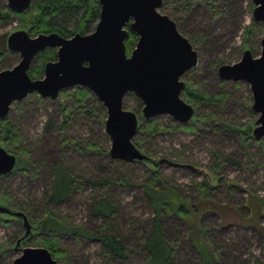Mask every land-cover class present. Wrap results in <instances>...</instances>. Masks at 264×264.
<instances>
[{"label":"rangeland","instance_id":"obj_1","mask_svg":"<svg viewBox=\"0 0 264 264\" xmlns=\"http://www.w3.org/2000/svg\"><path fill=\"white\" fill-rule=\"evenodd\" d=\"M169 1L185 2L186 0ZM215 2L219 9L224 11L225 17L217 24L208 44L198 54L195 68L191 69L192 72L187 78L181 79L189 86L209 94L228 91L226 103L221 107L207 104L194 108V114L212 117L207 122L208 126L203 123L208 118H204L201 122L198 121L192 132L169 128L146 138L144 143L147 149H142L151 157H164L171 162L161 166V173L168 178L170 183L179 186L182 194L187 196L196 194L194 184L206 177L207 169L215 163L214 154L224 153V155L238 160L241 164L239 167L230 164L223 167L222 176L227 178V182L222 180L214 191V195H216L215 199L219 201V204L226 206L225 208L228 210L237 209V213L241 217L238 220L244 222V218L249 216L247 206L255 207L261 200L264 201V143L263 145L257 144L253 139H250L246 146H242V137L235 127H244L251 123L255 126L254 122L258 116L250 108L251 92L245 82L243 85L233 84V81L221 84L222 80L217 75V68L221 64L237 61L243 46L249 48L253 56H257L260 52V38L264 35V27L254 30L252 35L246 39L244 30L252 23L253 5L251 0H215ZM229 5H231V10L227 12ZM192 6L189 8L185 20L187 25L193 26L197 21H208L207 6L204 5V2ZM5 8L8 9L6 0H0V12H4L2 10ZM171 10L174 11L173 8ZM185 10L182 9L184 13L187 12ZM3 16L5 15L3 14ZM17 24L18 20L15 16L4 18L0 21V35L7 36L17 29ZM13 53V55L0 57V68L12 67L17 63L19 56L16 52ZM214 64L216 65L215 69ZM60 94L58 95L59 101H62ZM129 95L130 93L125 95L126 98L123 100V106L127 109H130L135 103V100ZM93 97L99 102L94 95ZM248 97L249 102H247ZM43 99L45 101L41 104L27 96L17 107L15 104L13 105L15 103L13 102L8 116L10 122L12 121L18 126L23 138L21 144L31 147L27 154L20 155L26 160H31L32 156L38 163L42 161L40 169L44 168V172H40L41 177L36 181H31L28 179L29 177H21L20 174H12L5 180L4 187L0 188V193L4 192L6 188L11 202H15L17 199L23 200L28 204L35 205L38 210L45 211L44 198L50 188L52 175L49 174L50 170L45 164L48 160L57 158V153L61 154L59 158H65L69 154L68 158L71 164L74 163L72 166L80 180L100 179L102 176L108 175L112 179V183L97 188L91 184L83 183L81 188L75 191L67 201L55 206V210L71 224L81 225L87 231L97 234L103 224V219L93 217L90 208L99 196H107L117 205L113 213L114 224L111 232L119 235L129 249L127 260L120 264H142L144 257L141 248L148 231L151 230L153 216L140 184L147 179L146 168L134 162L121 160L114 162L113 159L104 153H97L96 150L87 149L80 154L78 149L69 147L71 151H68V147H66L63 152L61 143L65 136L80 139L83 144L85 142H97V144L99 142L100 144L101 142L108 148L110 140L102 129L101 121L98 118H93L90 121L79 118L72 119L66 128L58 129L57 122L61 121L58 103L48 98ZM64 101L70 102L71 99ZM87 105L93 106L95 103L91 100V102H87ZM223 123L233 126L232 129H226L223 127ZM261 139L264 140V137ZM105 165L109 168V174L104 172ZM122 172L127 174L129 179V182L125 184L119 180ZM44 215L46 213L42 212L40 216ZM227 219H231V217L224 220L227 222ZM201 220L205 227L212 230L209 235L217 247L220 264H264V202L258 210L256 220L247 227L240 222L222 224L223 219L212 212H208ZM19 226L15 223H0V248L6 249L10 244L15 243L16 238L13 236L16 235ZM162 227L168 238L178 240L177 245L180 241L181 251L175 262L177 264H194V251L187 241V228L184 222L171 214H165ZM37 244L38 241H21L17 249L15 248L18 246H14L13 250H7L6 253L0 251V264H11L13 259L21 253L20 248L22 247L42 246ZM60 246L68 250L72 264H108L103 256L101 244L96 239L84 240L76 235H64L61 238ZM60 263L62 264V262Z\"/></svg>","mask_w":264,"mask_h":264},{"label":"trees","instance_id":"obj_2","mask_svg":"<svg viewBox=\"0 0 264 264\" xmlns=\"http://www.w3.org/2000/svg\"><path fill=\"white\" fill-rule=\"evenodd\" d=\"M199 2H204V5L207 6L206 14L209 16L208 21H197L193 26L187 25L185 20L189 8H191L192 5L199 4ZM231 5L227 7V12L231 10ZM160 8L162 13L167 14L174 20L179 32L189 40L192 47L197 51V56L208 44V40L213 36L217 24L225 17L224 11L219 9L215 0H186L185 2L162 0ZM171 8H173L174 11H172ZM182 9H186L185 12H187L184 13ZM2 11L4 12H0V21L4 18L15 16L18 20L17 29H25L31 36L38 33L56 32L63 37H71L76 33H89L94 29L99 17L100 4L99 0H31V5L25 11L13 12L6 8ZM3 14L5 16H3ZM260 27L264 26L252 19L251 25L244 30L245 38L248 39L253 31ZM137 39V34L128 30L124 42L127 55L130 54ZM244 48H246V46H243V49ZM13 54V52L7 49L6 36L0 35V57ZM55 59V47H48L40 51L30 64L28 69L29 76L33 79L41 78L43 76L45 62ZM214 63L216 64V62ZM215 64L213 66L214 69L216 67ZM7 65L6 63V66ZM4 68H0V70ZM194 68L195 67H193L192 70ZM192 70L186 72L182 78H187ZM220 83L224 84L228 82L221 81ZM232 83L237 85L244 84L241 81ZM128 94L129 93H127L126 96ZM228 94V91H218L215 94H209L200 91L196 87H191L185 82L182 97L192 104L193 108L207 104L213 105V107H221L225 105L224 103H226ZM60 95V98L63 99L62 101H59V96L55 99H51L58 103L61 114V121L57 122L58 129L62 130L66 128L72 119L77 118L86 119L88 121L93 118H98L101 121L102 129H104L106 117L105 110L103 106L94 99L91 92L83 87L75 86L72 89H66L61 92ZM28 96L39 101L41 104L45 101V99L36 93L29 94ZM126 96H124L123 100ZM129 96H132L135 100V103L132 104L130 109L140 114L142 106L141 101L131 93ZM69 98L71 99L70 102L64 101ZM91 100H93L95 105L88 106L87 102L89 103ZM249 101L250 99L248 97L247 102ZM22 102L23 101L20 100L13 103V105L15 104V107H17L20 106ZM123 107L126 108L125 106ZM8 114L0 123V139L3 147H5L8 152L15 154L16 165L13 171L0 177V188L4 187L3 184L5 180H7V177L12 176V174H20L21 177H29L28 179L31 181H36L41 177L40 172H44V168L42 170L40 169L42 161L38 163L32 156L31 160H26L25 157L20 155L23 153L27 154L28 149L31 147L21 144L23 138L18 130V126L12 121L10 122ZM139 118L137 134L133 137L132 142L143 152L145 151L142 148H146L144 143L146 138H150L169 128L192 132L195 130L198 121L201 122L204 118H208L206 122H203L205 126H208L209 123L207 122L212 119V117L208 115L203 116L202 114H194L190 123L180 125L166 115L156 116L151 119H143L139 115ZM165 122H167V124H165ZM223 127L232 129L233 126L223 123ZM253 127L254 125H252V123L244 127H235V130H237L242 137V146H246L250 139H253L257 144L263 145V139L255 140L252 137ZM61 144L63 152L66 147H68V151H71L69 147H74L78 149L77 151H79L80 154L90 149L91 151L96 150L97 153H104V155L110 157L108 154V147L101 142L100 144L99 142L98 144L97 142H85L83 144L80 139L65 136ZM59 155L61 154L57 153V158L50 159L47 161V164H45L50 170L49 174H52L50 188L44 198L45 211L38 210V207L30 203L28 204L23 200L17 199L15 202H11V197L6 188L4 192L0 193V204L7 206L10 210L23 211L27 215L31 224V233L23 241H38L37 245L40 244L46 247L58 263L72 264L68 250L60 246L61 238L64 235H76L84 240L96 239L101 244L103 256L108 264H120L125 262L129 251L127 244L119 235L111 232V228L114 224L113 213L117 206L113 200L110 198L108 199L105 195L99 196L90 208V213L93 217H100L103 219V224L101 228L98 229L97 234L87 231L81 225L71 224L55 210V206L67 201L75 191L81 188L83 183L91 184L95 188L105 187L107 184L112 183V179L107 175L102 176L100 179L92 180L91 178H86L80 180L72 166L74 163L71 164L68 158L69 154H67L65 158H59ZM146 155L148 157L146 160L132 161L146 168L147 179L140 184L143 189V195L148 201L153 214L151 219V230L148 231L141 248L144 257L142 264H177L175 260L178 259L179 252L181 251L179 247L180 241L179 245H177L178 240H172L164 233L162 220L165 214L173 215L186 225L187 241L190 248L194 251V264H220L218 261L217 247L209 235L212 233V230H209L202 224V217L208 212H212L218 214L219 217L223 219L221 221L222 224L240 222L243 226L247 227L256 220L258 210L263 206L264 202L261 200L259 205L255 207L248 205L247 212L249 216L244 218L243 222L238 220V218L241 219V217L237 213V209L228 210L225 208L226 206L224 207L219 204V201L215 199L216 195H214V191H216L220 182L222 180L227 182V178L222 176L223 167L226 164L239 167L241 165L240 162L224 155V153L214 154V165L207 169L208 174H206L205 178L194 184L196 194L194 196H187L182 194L179 186L170 183L168 178L164 177L161 173V166L168 163L170 164L171 162L164 157L154 158L147 153ZM179 156L178 154L177 157L179 158ZM40 159L42 160V157ZM113 161L115 162L117 160L113 159ZM108 170V166L105 165L104 172L106 174H109ZM119 180L124 184L129 182L127 174L123 172L120 174ZM42 212H45L46 215L40 216ZM232 212H235L234 215ZM227 217H231V219H227L226 222L224 219ZM0 223H15L20 225L17 228L16 235L13 236L16 238L15 243L10 244L6 249L4 247L0 248L1 253H6L7 250H13L16 240L23 235L24 228L19 219L7 217L2 214H0ZM12 245L13 247H11Z\"/></svg>","mask_w":264,"mask_h":264},{"label":"water","instance_id":"obj_3","mask_svg":"<svg viewBox=\"0 0 264 264\" xmlns=\"http://www.w3.org/2000/svg\"><path fill=\"white\" fill-rule=\"evenodd\" d=\"M251 17L264 24V0H251ZM100 12L94 29L86 34L63 37L56 32L29 35L15 29L6 36V46L19 60L0 70V119L7 116L13 102L36 93L55 99L62 90L75 86L86 88L106 111L104 131L110 140L109 156L124 162L143 161L147 155L133 144L139 115L151 119L168 115L179 124L194 116L192 104L182 97V76L197 65V51L177 29L176 23L159 9L162 0H99ZM31 0H6L13 12L29 8ZM128 30L138 36L129 55L125 49ZM56 48V59L45 62L43 77L33 79L28 69L40 51ZM222 81H242L251 92L250 108L258 116L252 137H264V35L260 52L253 56L244 48L233 63L218 66ZM132 93L142 103L140 114L123 107V98ZM16 156L0 143V177L13 171ZM0 214L20 220L24 233L15 249L31 233L27 215L0 204ZM11 264H61L44 246L22 247Z\"/></svg>","mask_w":264,"mask_h":264},{"label":"flooded vegetation","instance_id":"obj_4","mask_svg":"<svg viewBox=\"0 0 264 264\" xmlns=\"http://www.w3.org/2000/svg\"><path fill=\"white\" fill-rule=\"evenodd\" d=\"M2 70V69H1ZM9 113V112H8ZM6 118V117H5ZM5 118H3V119H5ZM3 119H0V123H1V121L3 120ZM0 143H1V139H0ZM2 145V144H1Z\"/></svg>","mask_w":264,"mask_h":264}]
</instances>
